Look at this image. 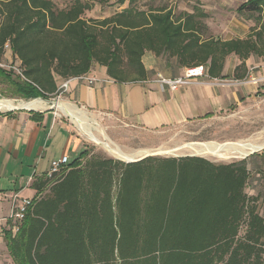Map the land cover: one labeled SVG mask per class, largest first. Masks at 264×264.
<instances>
[{
	"label": "trees",
	"instance_id": "16d2710c",
	"mask_svg": "<svg viewBox=\"0 0 264 264\" xmlns=\"http://www.w3.org/2000/svg\"><path fill=\"white\" fill-rule=\"evenodd\" d=\"M101 4L110 0H96ZM129 2L104 18H87L95 0H0V62L10 51L25 79L16 93L47 98L59 79L82 76L94 64L117 82L149 76L152 51L180 68L204 65L223 77L228 56L248 72L264 58V0L238 12L253 22L247 37L204 33L203 12L175 16L171 8L140 9ZM246 14V15H244ZM0 73L7 79L4 69ZM211 116L207 114L205 117ZM247 158L216 163L202 156H148L125 162L84 149L57 178H39L19 229L4 232L14 264H264L262 194L248 192Z\"/></svg>",
	"mask_w": 264,
	"mask_h": 264
},
{
	"label": "crops",
	"instance_id": "0c3cea01",
	"mask_svg": "<svg viewBox=\"0 0 264 264\" xmlns=\"http://www.w3.org/2000/svg\"><path fill=\"white\" fill-rule=\"evenodd\" d=\"M155 57L154 54L151 62L143 60L149 76L140 82H117L108 76L105 66L96 63L83 75L85 78H69L68 89L59 96L58 102H71L97 118H122L148 129L198 117L206 109L213 111L224 98L229 100L228 92L220 95L214 86L202 81L205 75L191 78L190 83L176 89H165L153 79L159 74ZM5 60L13 61L10 51ZM184 74L185 68L178 67V73H172L171 77ZM87 78H93L94 82L90 83ZM63 81L58 80L59 87ZM55 96L50 94L44 98L48 101L47 107L0 111V264H4L2 251L6 252L7 264H14L4 239L13 196L44 195L49 189L38 191L33 184L46 176L51 161L66 155L71 163L88 148L86 140L66 122L69 115L55 107ZM209 111L205 116L211 115ZM258 159L257 156L247 159L248 168H253L257 176L264 174L263 168L257 165Z\"/></svg>",
	"mask_w": 264,
	"mask_h": 264
},
{
	"label": "rangeland",
	"instance_id": "374dc122",
	"mask_svg": "<svg viewBox=\"0 0 264 264\" xmlns=\"http://www.w3.org/2000/svg\"><path fill=\"white\" fill-rule=\"evenodd\" d=\"M59 7H66L71 0H54ZM245 0H136L133 6L140 9L150 7H168L171 8L175 16L184 12H203L205 16L202 21L207 26L204 33L206 36L214 35L224 39L244 38L249 35L254 23L250 22L243 14L238 12V7ZM129 6V2L124 4L117 3V0H110L109 3L101 4L95 0L92 10L85 13L87 18H104L111 16L116 12ZM246 15V14H244ZM227 22V23H226ZM234 22V24L230 23ZM154 53L147 51L143 57L145 62L153 61ZM158 73L166 77H171L172 73H178V66L175 63H167L165 57H155ZM5 64L10 61L2 60ZM240 63L236 55L227 57L223 70V77L211 78L205 76L208 85L214 86L219 94L228 92V99L221 101L213 111L206 109V112H200V116L164 124L156 128L144 129L126 121L122 118H109L88 114V123L91 130L97 138L111 140L118 146L128 152L139 151V149H152L151 153L158 152L156 156H188L196 155L205 157L216 163H230L245 159L249 156L259 157L257 165L264 170V148L243 157H222L219 155H200L188 150L186 145L189 143H238L248 139L264 142V58L250 57L247 60L248 72L242 79L234 77V69ZM5 75L10 76L7 79L0 73V99H12L15 102L28 101L35 98H26L16 93L13 80H18L17 70L2 67ZM158 79L156 74L153 79ZM162 86L171 88L160 81ZM224 90V91H223ZM58 101L59 94L56 96ZM56 107V106H55ZM1 111H4L3 109ZM209 111L211 116L205 117ZM94 117V118H93ZM68 122L75 133L80 134L87 142L90 150L100 151L106 155L115 157L119 160H126L123 157L116 156L106 149L103 145L97 143L85 132L78 124L67 116ZM87 125V124H85ZM103 134L107 137L105 138ZM163 149V150H162ZM162 151V152H161ZM148 154V153H147ZM146 155V154H144ZM142 155V156H144ZM141 157V156H136ZM262 194L264 198V174L257 176L256 171L251 169L248 192ZM260 211L264 214V202L260 200ZM10 226V225H9ZM8 226V227H9ZM5 251H2V260L5 261Z\"/></svg>",
	"mask_w": 264,
	"mask_h": 264
},
{
	"label": "bare ground",
	"instance_id": "6f19581e",
	"mask_svg": "<svg viewBox=\"0 0 264 264\" xmlns=\"http://www.w3.org/2000/svg\"><path fill=\"white\" fill-rule=\"evenodd\" d=\"M60 101V100H59ZM64 101V100H63ZM18 103V102H17ZM14 100L12 99H0V109H7L15 106ZM20 106L27 107H47L48 101L44 98H36L28 101H20ZM55 106L61 109L64 113L69 115L76 124L80 126L87 134H89L93 140L97 143L106 147L112 154L123 157L126 160L135 159L136 156H142L147 153H151L154 150L150 149H139V151L128 152L122 147L118 146L111 140H105L97 138L91 130V126L88 123V112L71 102H58L56 101ZM87 124V125H85ZM103 136L107 138L104 134ZM264 146V142H258L256 140L248 139L239 141L238 143H224V144H210V143H189L186 145L188 150L200 155H219L222 157H243L254 150H260ZM163 150V149H162ZM162 152V151H161Z\"/></svg>",
	"mask_w": 264,
	"mask_h": 264
},
{
	"label": "built area",
	"instance_id": "2783aa9c",
	"mask_svg": "<svg viewBox=\"0 0 264 264\" xmlns=\"http://www.w3.org/2000/svg\"><path fill=\"white\" fill-rule=\"evenodd\" d=\"M1 67H8V69L13 70L15 68L17 73L22 77L26 78L22 71L15 66L12 62L10 64H5L0 62ZM208 76L207 68L204 65L198 66H191L185 68L184 76L179 77H166L163 74H158V81L171 86V88L176 89L179 85L190 83V79L197 77V76ZM81 78H85L83 75ZM90 83L94 82L93 78H87ZM70 80L66 79L62 82L61 86L59 87V96H61L69 86ZM15 102V101H14ZM69 164L68 156H62L59 159H54L50 163L49 171L47 172L46 176L48 178H57L60 174L67 169ZM33 198L30 197H20L18 194H15L12 199V209L7 217V221L12 229L13 232H16L19 229V226L22 220L25 217L26 212L29 209V206L32 204Z\"/></svg>",
	"mask_w": 264,
	"mask_h": 264
},
{
	"label": "water",
	"instance_id": "95a60500",
	"mask_svg": "<svg viewBox=\"0 0 264 264\" xmlns=\"http://www.w3.org/2000/svg\"><path fill=\"white\" fill-rule=\"evenodd\" d=\"M38 98H40V97H38ZM35 99H36V98H35ZM19 103H20V102L16 103V105L13 106V107H10V108H7V109H3V110H4V111H11V110L19 109V108H23V109H32V108L27 107V106H20V105H18ZM53 107H54V106H53ZM0 111H1V109H0ZM263 148H264V146H263L261 149H263ZM256 151H258V150H254V151L248 153L247 155L244 156V158H245L246 156L252 154V153H255ZM156 154H159V153H158V152H156V153H148V154H146V155H144V156H141V157H138V158H135V159H130V160H123V159H122V160L125 161V162H127V163H129V162H135V161L142 160V159H144V158H146V157H148V156H156ZM190 156H196V155H190ZM177 157H179V156H177Z\"/></svg>",
	"mask_w": 264,
	"mask_h": 264
}]
</instances>
